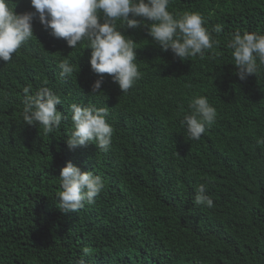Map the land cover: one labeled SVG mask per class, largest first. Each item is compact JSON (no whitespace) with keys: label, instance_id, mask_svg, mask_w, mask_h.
<instances>
[{"label":"trees","instance_id":"1","mask_svg":"<svg viewBox=\"0 0 264 264\" xmlns=\"http://www.w3.org/2000/svg\"><path fill=\"white\" fill-rule=\"evenodd\" d=\"M16 13L30 0H11ZM168 11L199 12L220 41L204 59L162 51L146 27H117L136 42L140 79L127 92L38 21L33 37L0 61V264H264V67L240 81L227 38L235 30L264 34V0H171ZM148 23V22H146ZM76 71L64 79L59 63ZM48 87L61 98V127L44 133L22 121L23 88ZM207 96L216 122L199 140L181 123L190 98ZM107 107L114 128L107 152L69 149L70 105ZM67 162L102 177L91 205L59 208V172ZM205 184L214 207L194 202ZM84 249H88L85 255Z\"/></svg>","mask_w":264,"mask_h":264},{"label":"clouds","instance_id":"2","mask_svg":"<svg viewBox=\"0 0 264 264\" xmlns=\"http://www.w3.org/2000/svg\"><path fill=\"white\" fill-rule=\"evenodd\" d=\"M171 0H30L34 11L16 13L11 0H0V61L12 60L22 45L33 37V22L38 21L50 35L62 39L71 49H89L88 63L98 79L91 85V93H100L104 74L111 77L119 90L127 92L140 79L136 63V42L117 27L121 21L127 29L146 27L147 34L162 51H171L183 61L191 57L204 59L205 51L220 41L223 25L216 24L209 32L199 12L168 11ZM148 22V23H146ZM226 47L231 50L235 75L240 81L255 76L264 67V34L235 30L229 34ZM64 79L76 71L68 59L59 63ZM22 121L28 126H39L44 133L59 130L64 114L57 110L61 98L48 87L34 92L31 85L23 88ZM72 131L65 141L69 149L95 145L107 152L112 144L114 128L107 122L108 108L94 105H70ZM217 119L216 108L207 96L194 94L182 118V125L191 140H199ZM264 145V136L256 139ZM59 208L64 213L78 211L95 202L105 187L101 176L93 171H81L67 162L59 172ZM198 206L214 207L207 186L200 184L195 191ZM88 249H84L85 255ZM73 264H85L80 258Z\"/></svg>","mask_w":264,"mask_h":264}]
</instances>
